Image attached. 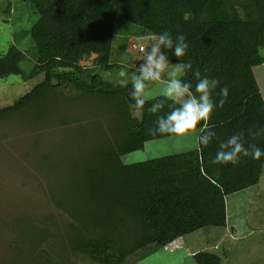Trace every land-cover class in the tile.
<instances>
[{
	"label": "trees",
	"instance_id": "1",
	"mask_svg": "<svg viewBox=\"0 0 264 264\" xmlns=\"http://www.w3.org/2000/svg\"><path fill=\"white\" fill-rule=\"evenodd\" d=\"M17 1L36 16L26 32L33 48L28 55L9 45L0 55V78L42 79L12 105L1 108L0 118L23 110L44 118L47 106L56 111L67 101L58 92L61 88L77 102L90 99L104 104V113L100 109L98 115L112 116L105 132L99 130L102 140L96 139L88 159L73 165L69 189L52 198L69 219L65 233L70 249L96 264H125L141 250L165 249L203 228L225 227V198L258 184L264 156L242 157L236 167L212 164L218 150L214 138L190 151L122 163V156L142 150L145 143L168 138L152 136L148 129L169 111L170 102L165 101L158 113L148 111L155 101L137 111L129 95L131 84L121 87L99 72L120 67L111 63L112 54L119 51L113 46L119 43L114 38L118 18L139 30L135 36L157 38L168 31L175 39L183 34L189 45L184 57L163 49L169 65L190 60L193 70L219 81L216 93L225 86L229 91L224 106L214 111L212 130L221 140L245 131L246 141L264 151V135L255 141L247 135L253 125L264 128V102L252 73L253 67L264 64V0ZM9 10L7 4L1 11L6 19ZM41 15L43 27L38 29L34 25ZM88 59L89 65H82ZM25 64L29 69L22 68ZM179 77L194 90L197 81L192 71ZM216 93L213 99L218 104ZM30 227L31 239L25 241H32L31 248L19 253L13 264H27L24 255L29 259L47 233ZM36 259H29V264H40ZM191 260L219 264L217 255L204 251L195 252Z\"/></svg>",
	"mask_w": 264,
	"mask_h": 264
},
{
	"label": "rangeland",
	"instance_id": "2",
	"mask_svg": "<svg viewBox=\"0 0 264 264\" xmlns=\"http://www.w3.org/2000/svg\"><path fill=\"white\" fill-rule=\"evenodd\" d=\"M7 4H10V10L6 19L1 11ZM35 20L36 16L19 1L0 0V55L9 45L29 55L33 46L26 32ZM34 26L42 29V15ZM114 33L119 43L113 46L119 48L116 52L119 55L114 52L111 63L120 67L99 72V75L106 81L119 84L122 68L130 76L131 70L143 62L140 61L142 53L130 45L135 43L147 49L156 38L135 36L139 30L120 18L116 20ZM127 38L131 40L125 41ZM89 63L88 59L82 65ZM174 66L170 65V70ZM29 67V64L22 66L26 70ZM176 70L179 77L181 71ZM252 73L264 102V64L252 68ZM167 78L165 73L162 81ZM41 79L42 76H37L23 82L15 75L0 78V109L12 105ZM150 87L158 90L163 87V82L153 83ZM58 92L67 101L57 105L56 111L47 106L44 118H38L28 110L0 118V264H13L19 253H26L31 248L32 241L26 242L31 239L30 226L47 233L40 243L34 245L29 259L37 258L40 264L45 261L53 264H96L70 249L65 233L69 219L55 206L52 198L57 192L69 189L73 165L88 159L96 139L102 140L99 133L105 132L111 115H98L100 109L104 113L102 108L106 106L102 103L90 99L77 102L74 95L65 89ZM58 117L63 118V123ZM180 143L172 138L148 143L142 150L122 156L121 161L129 164L180 153L184 151ZM263 171L257 189L251 187L225 198L226 225H234L237 229L235 236L240 239L233 241L223 236L224 229L206 227L189 235L186 244L184 238L175 240L170 247L180 244L179 251L164 249L173 253L171 256L160 257L162 250H141L125 264H182L183 259L180 261V258L184 256L185 248L197 252L200 248L206 249L216 243L220 234L223 240L215 250L221 258L220 264H264ZM26 256L22 260L29 264Z\"/></svg>",
	"mask_w": 264,
	"mask_h": 264
},
{
	"label": "clouds",
	"instance_id": "3",
	"mask_svg": "<svg viewBox=\"0 0 264 264\" xmlns=\"http://www.w3.org/2000/svg\"><path fill=\"white\" fill-rule=\"evenodd\" d=\"M188 47L183 34L173 39L170 32L164 31L149 48L141 49L140 61L143 62L130 76L126 69L120 70L119 85L127 87L131 84L132 91L129 95L134 101L132 107L140 111L147 102L155 101L148 111L158 113L165 107V101L170 102L169 111L158 116L155 127L148 129L149 134L166 135L177 142L191 140L197 146H207L215 138L218 142V150L215 158L211 160L212 164H231L236 167L241 163L242 157L259 160L264 156V151L254 142L246 141L245 131L236 132L226 140H221L212 130L214 125H211L210 121L216 107L222 108L227 101L229 94L227 86L220 88L219 93H216L219 81L208 75H201L199 69L193 70L190 60L179 63L170 70L169 58L163 49L173 50L177 58H182L186 55ZM176 69L183 73L193 72L197 81L194 90L190 82L178 77ZM165 73L168 78L162 81ZM161 82L163 87L158 90L150 87L153 83ZM214 93L220 97L218 104L213 99ZM158 97L163 99H157ZM247 135L255 141L257 137L264 135V128L253 125L247 129Z\"/></svg>",
	"mask_w": 264,
	"mask_h": 264
},
{
	"label": "crops",
	"instance_id": "4",
	"mask_svg": "<svg viewBox=\"0 0 264 264\" xmlns=\"http://www.w3.org/2000/svg\"><path fill=\"white\" fill-rule=\"evenodd\" d=\"M254 68V67H253ZM253 77H254V75H253ZM255 79V78H254ZM256 82V81H255ZM257 87H258V85H257ZM258 90H259V88H258ZM259 93H260V91H259ZM261 95V94H260ZM169 138V137H168ZM168 138H165V139H168ZM161 140H164V139H160V140H154V141H149V142H147V143H145L144 145H143V148L145 147V145L146 144H148V143H152V142H156V141H161ZM182 143H180V145L183 147L184 146V151H182V152H186V151H190V150H193V149H195L196 148V144H195V142L194 141H191V140H185V141H181ZM183 150V149H182ZM181 153V152H180ZM263 167H264V163H263ZM264 169H262V171H263ZM264 172V171H263ZM262 174V173H261ZM260 179H261V176H260V178H259V181H260ZM258 181V182H259ZM256 189H257V187L258 186H254ZM249 188H247V189H244V190H242V191H245V190H248ZM241 192V191H240ZM239 193V192H238ZM238 193H235V194H232V195H237ZM221 229H224V235L223 236H227V237H229L230 239H232L233 241L234 240H237V239H240V237H236L235 236V234H236V228L234 227V225H230L229 223L227 224V225H225V227H223V228H221ZM197 232V231H196ZM195 233V232H194ZM193 234V233H192ZM191 235V234H190ZM221 235L222 234H220L219 235V239L216 241V243H213L211 246H207L206 247V249H202V248H200L199 249V251H201V250H207V251H204V252H208V253H212V254H215V255H217L218 256V258H219V264H220V261H221V258L219 257V255L215 252V250H218V244L223 240L222 239V237H221ZM189 235H187V236H185V237H183L184 238V244H186L185 243V240H187V237H188ZM237 238V239H236ZM182 244V243H181ZM180 247H181V245L180 244H177V245H174V246H172V247H168V249H171L172 250V252L174 251V250H176L177 249V251H179L180 250ZM166 249V248H165ZM158 250H162L163 252V254H165V256H163V254H160V257H165L166 258V256H171L173 253H168V252H166L164 249H158ZM213 251V252H212ZM195 252H197L196 250L194 251H187L186 250V248H185V251H184V256H181V258H180V261L182 260V264H194L193 262H192V260H191V256L195 253ZM223 254V253H222ZM221 257H224V255H222ZM168 258V257H167Z\"/></svg>",
	"mask_w": 264,
	"mask_h": 264
},
{
	"label": "built area",
	"instance_id": "5",
	"mask_svg": "<svg viewBox=\"0 0 264 264\" xmlns=\"http://www.w3.org/2000/svg\"><path fill=\"white\" fill-rule=\"evenodd\" d=\"M131 48L132 49H137L138 50V52H141V46H138V45H136L135 43H133V44H131Z\"/></svg>",
	"mask_w": 264,
	"mask_h": 264
}]
</instances>
